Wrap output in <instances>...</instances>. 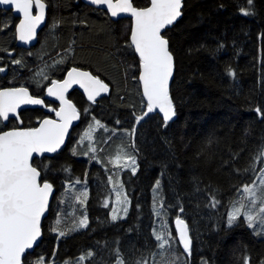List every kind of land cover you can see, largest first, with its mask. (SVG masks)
<instances>
[{
	"label": "trees",
	"instance_id": "obj_1",
	"mask_svg": "<svg viewBox=\"0 0 264 264\" xmlns=\"http://www.w3.org/2000/svg\"><path fill=\"white\" fill-rule=\"evenodd\" d=\"M47 2L51 6L47 8L45 25L38 33L36 44L29 49L15 47L13 33L17 19L10 11H0V22L10 18L9 27L0 31V44L15 47L17 53L33 52V57H26L33 71L41 64L36 58L41 48L46 52L43 60L50 64L51 58H58L56 53L61 52L69 40L76 41V60L85 67L89 63L95 65L104 53L121 48L127 19L110 20L104 12L94 11L80 0ZM136 2L142 3L143 0ZM245 4L246 0H185L182 17L169 32L176 56L173 95L176 97L177 116L166 131L158 130L154 119L148 120L140 128L137 134L138 171L135 175L130 171L121 174L131 200L125 219L111 221L110 208L103 204L104 197L110 194L105 167L95 160L90 161L89 157L73 156L70 151L79 139L78 133L86 127L82 113L66 146L52 156L56 169L67 165L70 172L55 171L50 178L54 180L57 196L63 190L61 185L66 175L86 179L89 224L83 230L56 240V234L48 231L53 222L50 209L43 221L44 238L36 249L37 253L50 255L52 248L57 247L55 260L56 264H61L62 260L78 256L88 248L97 252V259L101 256L107 258L105 243L114 246L117 237L125 251L133 244L137 248L142 247L146 240L151 244L150 234L155 220L151 213L152 184L159 177L167 202L176 204L179 197V202L183 204L182 216L189 225L192 239L189 264H201V257L208 264H243L245 249L250 258L249 264H260L264 259V239L255 237L242 222L227 226L224 204L234 192L232 185L248 179L247 174L236 176L231 171L232 163L236 167H244L251 154L264 142V123L254 117L246 102L250 99L253 104L264 103V79L261 78L264 73V38L260 35L264 32V0H253V14L248 16L238 11ZM54 16L62 18V24L50 37L48 25ZM80 19L86 20L87 25L72 23ZM221 43L224 47L217 50V45ZM133 60L131 54L121 50L103 65L108 78L115 82L113 94L102 103L92 105L94 111L91 115L109 128L130 126L131 110L128 104L135 103L139 109V97L135 94L136 84L131 80V71L126 82L121 71ZM113 62L116 67H112ZM226 64H231L235 69V80L225 75ZM14 67L9 65L5 75L0 73V86H19L23 81L31 92L43 96L34 83H28L30 73L27 68L18 69L15 83L10 84ZM62 75L57 73V76ZM69 98L80 108L89 103L77 91L70 92ZM42 112L41 109L36 112L29 109L24 115L34 118ZM117 119L121 125L115 123ZM162 137L170 144L165 143ZM83 146L78 148V152ZM233 152H239L238 159L224 164L226 160L231 161ZM85 170L88 172L86 178ZM194 177L200 181L201 188L210 184L219 189L222 203L218 208L206 206L204 193L194 192ZM137 204L140 205L139 209ZM175 213L176 209L169 211V229L173 233Z\"/></svg>",
	"mask_w": 264,
	"mask_h": 264
},
{
	"label": "snow or ice",
	"instance_id": "obj_2",
	"mask_svg": "<svg viewBox=\"0 0 264 264\" xmlns=\"http://www.w3.org/2000/svg\"><path fill=\"white\" fill-rule=\"evenodd\" d=\"M88 4L96 6L94 11L106 10L110 19L128 20L121 48L104 53L95 65L89 63L85 67L83 63L77 62L75 40H69L67 46L56 53L58 58H51L50 64L43 60L46 52L41 48L36 54L41 64L36 66L35 71L29 67L26 59L33 56V52L17 53L15 47L0 44V62H4L0 63V73H4L9 65L15 66L10 84L15 83L14 78L19 75L18 69L27 68L30 73L28 83H34L37 89L46 94L44 98L40 94H34L23 81L19 86H0V264H56L57 247L52 248L50 255L36 252L44 238L43 221L50 209L53 210L55 219L48 231L56 234V240L88 226L86 204L89 189L86 179L66 175L61 185L63 190L57 196L50 174L55 171L69 173L70 166L56 169L55 158L48 155L62 150L66 139L72 135L74 122L81 119L82 113L86 127L78 133L79 139L70 151L73 156L79 154L89 157L90 161L95 160L105 167L106 172L107 165L113 166L106 181L110 186V193L115 197L109 213L112 221L127 215L129 210L131 200L120 174L123 170H129L135 175L138 171L137 134L140 128L148 120L154 119L158 130L166 131L177 116L176 97L173 95L176 56L169 32L178 18L182 17L185 0H143L142 3H137L136 0H88ZM0 5L8 6L17 15L13 38L23 45L38 38V27L46 22V8L51 6L47 0H0ZM252 6L253 0H246V4L240 6L238 11L244 16L252 15ZM77 22L87 25L84 19L74 20L72 23ZM61 24L62 18L54 16L52 23L48 25V35L52 37ZM9 25L10 18L0 22V31L7 29ZM260 35L264 38V32ZM223 47L222 43L218 44L217 50ZM121 50L134 57L133 63L121 71L125 82L129 70L131 71V80L136 84L135 94L139 97V109L135 103L128 104L127 107L131 110L130 126L109 128L95 115H91L94 111L91 106L102 103L113 94L115 82L108 78L107 69L103 65ZM112 67H116L114 62ZM224 71L227 77L236 79L237 74L231 64H226ZM57 73H63L62 78H57ZM261 78L264 79V73ZM45 82L46 86L41 87ZM73 86L83 90V96L89 102L87 106L80 108L69 98V90ZM120 99L123 100V97ZM246 102L254 117L264 123V103L253 104L250 99ZM28 105L40 106V109L47 111L34 118L25 116L24 113L29 109L22 106ZM31 111L36 112L37 109ZM88 116H91L90 120ZM115 123L121 125L119 119ZM97 129L119 133L121 137L114 151L103 158L97 152L105 151L103 144L107 140L96 139ZM107 139L110 140L111 137ZM162 139L170 144L166 138ZM85 141L86 148H81L78 152L77 146L84 145ZM238 157L239 152H233L231 161L226 160L224 164L232 163ZM258 164L260 166L257 170ZM231 171L238 177L247 174L248 179L233 184L234 192L224 202L227 226L242 222L253 235L264 236V142L251 154L244 167H236L232 163ZM163 174L162 168L161 175ZM87 175L85 170L84 177ZM193 180L194 192H203L207 197L206 206L218 208L222 203L218 195L219 189L210 184L201 188L198 178L194 177ZM77 185L80 187L77 188ZM152 193L151 213L159 220V224L157 226L156 220H153L151 244L146 240L142 247L137 248L133 244L125 251L117 237L113 242L114 246L110 247L105 243L107 258L101 256L97 259V252L88 248L78 256L62 260L61 264H189L192 239L189 225L182 216L183 204L179 202V197L176 204L167 202L159 177L152 184ZM53 198L56 201L55 208ZM103 204L105 207L109 206L108 196L104 197ZM136 207L139 209L140 205L137 204ZM67 208L73 211L68 212ZM172 209H176L174 233L169 229V211ZM78 210L82 214L77 215ZM242 260L243 264L250 262L246 249ZM201 264H208V261L201 257ZM260 264H264V259H261Z\"/></svg>",
	"mask_w": 264,
	"mask_h": 264
},
{
	"label": "rangeland",
	"instance_id": "obj_3",
	"mask_svg": "<svg viewBox=\"0 0 264 264\" xmlns=\"http://www.w3.org/2000/svg\"><path fill=\"white\" fill-rule=\"evenodd\" d=\"M34 71H35V70H34ZM43 86H44V85H42L41 87H43ZM108 137H111V139L108 140V139H107ZM96 139H98V140H100V139L107 140V142L103 144V147H104L105 151H99V150H98V152H97V155H98L99 157L103 158V157H106V156L108 155L109 152L114 151L115 146H116V144H118V143L120 142L121 137H120L119 133L113 134V133H111V132H104L103 129H97ZM86 144H87V141H85V144H84L83 148H86ZM80 146L82 147V145H78L77 148H79ZM82 156H83V155H80V157H82ZM83 157H86V156H83ZM107 168H108V172H107V176H108L109 174H111V171L113 170V166H112V165H107ZM126 171H129V170H123V171L121 172V174L124 173V172H126ZM121 174H120V178H121ZM76 187L79 188L80 185H77ZM109 187H110V186H109ZM58 196H59V195H58ZM152 196H153V193H152ZM108 198H109V206H108V207L110 208V212H111V202H112V200L115 199L114 194H111V193H110L109 196H108ZM52 204H53V208H55V204H56L55 199H53ZM65 207H66V206H65ZM56 210H60V209H56ZM67 211H68V212H72L73 210H72L71 208H67ZM52 212H53V210H52ZM79 214H82V211L78 210V211H77V215H79ZM52 215H53V221H54V219H55L54 212L52 213ZM125 218H126V215H122V218H120V219H118V220H122V219H125ZM241 218H242V217H241ZM110 220H111V219H110ZM118 220H117V221H118ZM155 220H156V224H157V226H158V224H159V220H158L157 218H155ZM111 221H112V220H111ZM84 229H85V228H84ZM80 230H83V229H80ZM80 230H77V231H80ZM77 231H74V232H77ZM251 232H252V231H251ZM71 233H72V232H71ZM254 236L257 237L258 239H264V236H257V235H254Z\"/></svg>",
	"mask_w": 264,
	"mask_h": 264
},
{
	"label": "water",
	"instance_id": "obj_4",
	"mask_svg": "<svg viewBox=\"0 0 264 264\" xmlns=\"http://www.w3.org/2000/svg\"><path fill=\"white\" fill-rule=\"evenodd\" d=\"M80 1H82L83 3H85L86 5H88V6H90V7H92V8H95L96 6H91V5H89L88 4V0H80ZM0 11H10L11 12V15L14 17V18H16V19H18L17 18V15L14 13V10H11V9H9L8 8V6H5V5H0ZM104 13H106V10L105 11H103ZM46 18H47V8H46ZM109 18V17H108ZM110 19V18H109ZM180 18H178V20H179ZM110 20H113V21H115V20H118L117 18H111ZM18 22V21H17ZM44 25H45V23H42V25L40 26V27H38V33L40 32V30L44 27ZM36 42H37V39H35L34 41H32V42H30L29 44H27V45H23V44H21V42H19V41H16L15 40V45H16V47H18V48H23V49H29L30 47H32V46H34L35 44H36ZM72 90H77L79 93H81L82 95H83V90L82 89H79V87L78 86H73V88L72 89H70L69 90V92L70 91H72ZM46 96V94L44 93V96H43V98ZM48 100H51V99H53V98H47ZM85 99H86V97H85ZM58 103V102H57ZM22 107H24V108H27V109H40V106H31V105H28V106H22ZM41 110H43V112H46L47 110L46 109H41ZM54 115V114H53ZM79 123V121H76V122H74V127L77 125ZM73 127V128H74ZM72 128V129H73ZM72 129H71V131H72ZM69 138V137H68ZM68 138L66 139V143H65V145H63L62 146V149L66 146V144H67V142H68ZM60 152V151H59ZM58 152V153H59ZM49 156H54L55 154H48ZM49 213V212H48ZM48 213H47V215H46V217L48 216ZM173 228H174V230H175V223H174V220H173Z\"/></svg>",
	"mask_w": 264,
	"mask_h": 264
},
{
	"label": "flooded vegetation",
	"instance_id": "obj_5",
	"mask_svg": "<svg viewBox=\"0 0 264 264\" xmlns=\"http://www.w3.org/2000/svg\"><path fill=\"white\" fill-rule=\"evenodd\" d=\"M17 21H18V19H17ZM17 23V22H16ZM14 44H15V42H14ZM15 47H16V45H15ZM5 73H6V71L4 72V73H1L2 75H5ZM57 78H62V76H57ZM73 91H77V90H72V91H70V92H73ZM69 92V93H70ZM78 92V91H77ZM79 93V92H78ZM81 94V93H80ZM43 96H44V93H43ZM43 96H42V98H43ZM81 96H83L82 94H81ZM83 98H84V100L85 101H87L86 99H85V97L83 96Z\"/></svg>",
	"mask_w": 264,
	"mask_h": 264
},
{
	"label": "bare ground",
	"instance_id": "obj_6",
	"mask_svg": "<svg viewBox=\"0 0 264 264\" xmlns=\"http://www.w3.org/2000/svg\"><path fill=\"white\" fill-rule=\"evenodd\" d=\"M106 14V13H105ZM33 57V56H32ZM126 66V65H125ZM127 67V66H126ZM20 79V78H19ZM34 86V85H33Z\"/></svg>",
	"mask_w": 264,
	"mask_h": 264
}]
</instances>
